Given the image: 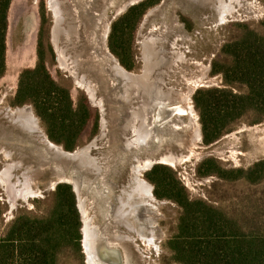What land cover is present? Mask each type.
I'll return each mask as SVG.
<instances>
[{"label": "rangeland", "instance_id": "obj_1", "mask_svg": "<svg viewBox=\"0 0 264 264\" xmlns=\"http://www.w3.org/2000/svg\"><path fill=\"white\" fill-rule=\"evenodd\" d=\"M59 1L61 4L58 5V10L74 8L82 22L74 36L68 30L69 25H73L74 18L60 12L61 20L56 22L48 0H13L8 14L6 71L0 79V203L5 208L3 226L19 210L46 216L52 208L55 170L57 178H66L65 181L72 178L65 170H61L64 174H58V167L52 172L46 171L52 167H49L50 156L48 157L49 153L44 144L46 133L40 123L35 133L28 134L26 131L22 132L12 119L11 111L16 107H12L11 102L14 99L18 75L24 69L33 68L36 62L40 12L43 13L41 40L46 67L56 82L70 90L74 103L85 101L88 105L89 121L81 134L82 144L79 147H84L98 138L95 143L96 154L91 155L102 163L100 172H103L100 174L102 179L99 184L101 191L107 187L110 192L107 195L100 190L95 192L91 179L87 176L84 178L82 190V185L75 188L83 221L81 224L79 216V231L83 227V238L85 222L95 231L101 230L100 227L105 228L106 207L108 203L112 206L115 204V195L127 182L130 164L137 159H148L153 162V166L160 165L171 170L190 199L206 201L231 215L264 213V182L249 185L244 180L223 182L218 178L225 171H245L264 160V120L260 121L254 115L246 114L239 122L228 125L217 139L207 143L203 140L199 114L193 104V95L197 90L223 87L221 75L211 73L212 66L222 61V47L239 32L236 24L245 23L258 30L262 29L258 23L264 22V0H224L233 12L221 23L218 21L216 9L218 3L213 8L210 4L200 5L192 0H160L130 28L120 22L124 13L114 17L116 9L121 7L124 0ZM249 2L252 4L248 5ZM105 25L109 27L105 44L109 51L101 43ZM56 29L62 33L55 35ZM121 31L123 34L120 36ZM98 36L100 52H110L109 58L117 60L120 65L122 61L130 68L129 73L135 75H141L144 70L142 42L145 39L158 38L155 48L158 59H162L158 62L163 63L165 60L164 63L169 64L165 66L167 75L163 74L164 83L162 78L159 86L164 84L163 90L172 92L169 95L172 94L174 105L183 106L185 103L191 110V115L181 117L182 124L178 129L158 132L161 133L157 134L158 144L155 143L156 139H152L146 147H131L128 152L123 150L124 142L134 138L131 126L133 118L129 111H135L141 104L139 99L134 104H127L107 97L118 89L116 81L113 84L109 82L107 74L102 70L104 65L101 61L86 60L91 53L96 54L98 49L95 42ZM85 51H88L89 57L82 53ZM59 53L64 56L65 68L59 63ZM79 53H82L80 58H76ZM179 56L181 59L177 58ZM162 68L160 71L159 68H153L150 77L158 81ZM202 74L207 81L194 84L193 81H197ZM78 81H82L84 85L79 86ZM85 85L93 91L94 99H91ZM240 89V92L244 91L242 87ZM142 95L143 93H138L139 98ZM187 96L189 100H184ZM178 99L181 103H178ZM29 107L31 106L23 105L17 108ZM8 109L11 110L9 113ZM2 115H5L7 121L3 120ZM193 122L196 127L192 125ZM193 128L199 129L201 139H193ZM50 143L59 149L61 147L51 141ZM169 155L177 159L182 157L183 160L175 165L167 164L164 159ZM41 164H46L49 168L41 169ZM152 167L148 170L142 169L144 171L141 177L153 188L146 177ZM198 169L200 173L207 170L212 174L199 175ZM4 170L8 175L2 179ZM25 188L34 194L23 200L19 195ZM153 198L156 200L153 203L154 218L149 226L154 241L147 242L121 223L113 229L114 235L127 236L125 240L119 239L116 247L122 255L123 264H176L167 243L176 234L179 208L170 200L155 196ZM126 241L127 246L124 245ZM84 259L81 250L70 259H61L60 264H85Z\"/></svg>", "mask_w": 264, "mask_h": 264}, {"label": "trees", "instance_id": "obj_2", "mask_svg": "<svg viewBox=\"0 0 264 264\" xmlns=\"http://www.w3.org/2000/svg\"><path fill=\"white\" fill-rule=\"evenodd\" d=\"M12 2L0 0V79L6 71ZM159 2L144 0L130 7L120 22L133 27ZM39 18L36 62L33 68L19 73L11 106L30 105L47 138L65 151H73L82 144L80 137L88 124L90 109L85 101L74 103L70 90L51 77L42 53V12ZM235 26L239 32L222 47V61L211 69L212 74L221 75L223 87L197 90L193 95L207 143L246 114L264 120V22L258 23L261 30L245 23ZM240 87L244 91L240 92ZM198 173L212 174L207 170L200 173L199 169ZM146 177L156 198L170 200L179 208L176 234L167 243L176 264H264V213L231 215L206 201L190 199L173 172L164 166H153ZM218 178L259 185L264 182V160L245 171H225ZM51 199L52 208L46 216L19 210L5 226V208L0 203V264H60L61 259L81 252L80 218L71 187L58 184Z\"/></svg>", "mask_w": 264, "mask_h": 264}, {"label": "bare ground", "instance_id": "obj_3", "mask_svg": "<svg viewBox=\"0 0 264 264\" xmlns=\"http://www.w3.org/2000/svg\"><path fill=\"white\" fill-rule=\"evenodd\" d=\"M48 1H49V6L54 13L56 22H59L61 20V17L59 16L60 12L68 16L70 15L74 18L73 25H69L68 27L69 33H71V35L74 36L75 33L78 31V27L82 24V22L79 20L78 16L76 15L75 9L65 8L63 11L62 10L60 11L58 10V8H60L58 5L61 4L59 0H48ZM125 1L126 0L122 1L123 3L120 8L116 9V13H119L123 9ZM192 1L200 5L210 4L211 7L213 8H215V5L218 3L216 9L218 13V21L220 23L225 22L227 15L231 16L233 12L232 8H230L228 4H225L224 0H218V1L192 0ZM247 4L251 5L252 2H249ZM103 29L104 31L101 36V43L104 47H106L105 45L106 35L109 31L108 25H105ZM60 33H62L61 30L59 29L55 30V35H58ZM156 41H158V38L145 39L142 42V46H143L142 56L144 60V70L141 75H135L133 73H129L124 69H122L119 66V64H117L116 60L109 58L110 55L109 52H108L109 55L103 52H99V57L109 61L108 69L110 73L115 78H117V81H119V83H117L118 89L115 90L113 93H109V98L112 100H119L127 104H131V103L134 104L136 99H139V104H141L135 108V111H133L134 109L129 111L130 115H132L133 118L131 126L133 129L134 138L133 140H126L124 142L123 149L127 151L131 147L132 148L146 147L148 141L149 140L152 141V139L157 137L159 131H164L166 129L168 131L171 130L172 128L178 129L182 124V119L180 115H176L177 117L175 119L172 120L170 119L171 120L170 122H168L165 125H162L161 127H157L154 124L153 113L155 109L158 107V110H160L161 106L167 107L169 109L171 107H174L171 105H174L175 102L174 100H172L169 93L162 91L161 87L159 86V83L162 82L163 74H165L167 70L165 66L169 64L168 62L164 63L165 62L164 58H163L164 60L163 63L158 62L159 60L158 52L155 48ZM87 52L85 51L82 53H86V56L89 57ZM82 53L76 55V58H80ZM177 58L181 59L180 56ZM58 59L60 65L65 68L66 62L64 60V56L62 53L58 54ZM161 60L162 59H160L159 61ZM161 67L163 68L159 73L160 76L158 77V81L153 80V78H151L149 75L150 72L152 71L153 68L154 69L159 68L160 71ZM206 81L207 79L202 74L197 78V81H193V83L197 85V84L205 83ZM77 84L79 86L84 85L82 81H78ZM85 88H87V91L91 99H94L93 91L89 88V86L85 85ZM138 93H143L142 95L143 97L139 98ZM188 94L190 95V90L188 91ZM184 100H189V96H187ZM178 103H180L179 99H178ZM181 107L185 108L188 114L191 115V110L187 108V105H185V103H183V106ZM29 109L15 108L13 111L8 109V113L10 111L12 113L13 122L17 124V126L20 128L22 132L26 131L28 134L33 132L35 133L38 130L36 119L30 113ZM173 112L174 110H170V112L167 113L172 114ZM163 113H166V111L163 110ZM161 120L162 118L159 121H156V124L158 122H161ZM100 124H101V118H100ZM192 125L194 127L197 126L194 122ZM102 130L103 129L101 128L100 131ZM193 130H192L193 139L194 140L201 139L199 129L193 128ZM97 139L98 138H95V140L87 148L78 147L76 148V150L72 152H64L61 148L59 149L58 147L50 143L48 139L45 138L44 144L47 149L46 151H48L49 153L48 157L50 156V160L48 161V163H49V167H52L50 169H47L46 171L51 170L52 172V170L54 168L56 169L57 167H59V165L62 166V164L73 163L74 169L77 170L80 176H84L85 174H87V175H92L94 178L97 177L101 173L100 172L101 163L99 162V159L97 157H94L92 155L88 156V154L86 153V151L89 148H91L92 146L95 147L96 145L95 143ZM156 140H158V138H156ZM182 160H183L182 157L181 158L179 157L177 159L176 157L170 155L165 157L164 159L165 163L174 164V165L178 164ZM151 164H152L151 161H149L148 159H144L143 161L141 159L136 160V166L133 165L131 167L132 175H131V179L128 182V187H123L120 190L119 195L117 196V201L119 203V206L115 208V212L111 217L112 221L114 222V225L121 223L122 225L127 226L126 228L128 230L134 231V233L137 234V236H140L144 240H147V242L149 243L154 241L152 238L153 236L151 235L152 231L149 225L152 223V218H154L153 210L155 209L154 208L155 205L153 203L156 200L155 198H153V195H151L152 187L145 180H142L139 177V175L141 174L142 169L148 168ZM49 167H47L46 164L40 165L41 169L49 168ZM7 175H8L7 171L4 170L1 175L2 179L5 178V176ZM80 176L74 175L73 180L67 179L66 181L71 182L73 186H75L74 188H78L82 185ZM62 178H58V179L54 178L53 180H55V183L57 182V180L65 181L66 178L65 177H64L65 179ZM32 194H34V192L30 191V189L28 188H25L20 193L19 196L20 198L25 200L27 196ZM128 225L130 226L128 227ZM113 229L114 228L110 230L95 231L90 229L88 223L85 222V227L83 230L84 232L83 245L86 253L85 256H86L87 264H117L118 256L117 257L114 256L118 254L117 251L118 248L116 249L118 245L117 241L119 239L125 240L127 236L114 235L115 232L113 231ZM112 248H115V250H111Z\"/></svg>", "mask_w": 264, "mask_h": 264}, {"label": "flooded vegetation", "instance_id": "obj_4", "mask_svg": "<svg viewBox=\"0 0 264 264\" xmlns=\"http://www.w3.org/2000/svg\"><path fill=\"white\" fill-rule=\"evenodd\" d=\"M262 1V0H261ZM106 38H107V35H106ZM95 44H96V47H97V49L98 50H96V54H90V58H86V60H88V59H96V61H101V63L104 65V67H103V72H105V74H107V78L109 79V82L111 83L112 82V84H113V82L115 83V81H117V78H115L111 73H110V71H109V69H106V66H108L109 65V61L108 60H105L104 58H101V57H99V52H100V50H101V46H99L100 44H99V36L97 37V41L95 42ZM106 44V43H105ZM107 47V46H106ZM107 50H108V48H107ZM109 51V50H108ZM110 53V52H109ZM111 55V54H110ZM117 61V60H116ZM117 64H119V62L117 61ZM119 66L122 68V69H124L120 64H119ZM125 71H127V72H129L128 70H126V69H124ZM142 72V71H141ZM164 75H167V73H165ZM165 78V76L163 77V83H164V79ZM116 83H119V81H117ZM163 87H164V84H161V90L162 91H164L163 90ZM164 92H166V93H172L170 90H167V91H164ZM107 97L109 98V94L107 95ZM171 98H172V100H173V97H172V94H171V96H170ZM191 101V100H190ZM181 103V102H180ZM171 106H174V107H171V108H167V107H162L161 106V108H160V110H158V107L155 109V111H154V116H153V118H154V124L157 126V127H161L162 125H165V124H167L168 122H170L172 119H175L177 116L176 115H180L181 117H186L187 115H189L188 114V112L186 111V109L185 108H183V107H179V105H171ZM192 108V107H191ZM163 110H165L166 111V113H163ZM170 110H174V112L172 113V114H170V113H167V112H170ZM194 111V110H193ZM173 117V118H172ZM162 118V120H161V122H158L157 124H156V121H159L160 119ZM171 119V120H170ZM161 133H159V135H160ZM200 136H201V134H200ZM159 136L157 135V137H155L154 138V140L156 139V138H158ZM49 140V139H48ZM158 140H159V138H158ZM158 140H156L155 141V143L156 144H158L159 143V141ZM50 141V140H49ZM43 145V144H42ZM44 146V145H43ZM60 147V146H59ZM61 148V147H60ZM45 149V148H44ZM62 149V148H61ZM63 150V149H62ZM125 152H128L127 150H125V149H123ZM64 151V150H63ZM74 151V150H73ZM72 152V151H71ZM135 156V155H134ZM134 158V157H133ZM134 160V159H133ZM101 163V162H100ZM102 164V163H101ZM63 165H66L64 168H61V166L59 165V167H58V169L60 168V171H59V173L58 174H64V173H62L61 172V170H65V173L68 175V176H70V177H72L71 179H73V175H79L80 176V174L77 172V170L76 169H73V164H62V166ZM133 165H136V161L134 160V162H131V164H130V172H129V176H128V179H127V182H126V184L125 185H123L122 187H121V189L123 188V187H125V186H127V184H128V182H129V180L131 179V166H133ZM151 165H153V162H152V164ZM150 165V166H151ZM73 166V167H72ZM149 166V167H150ZM148 167V168H149ZM102 168V167H101ZM103 170V169H102ZM103 171H101V173H102ZM100 173V174H101ZM142 173V172H141ZM100 174L97 176V177H93V176H91V175H87V174H85L84 176H80L81 177V183H82V187H81V190H82V188H83V186H84V178H85V176H87V177H90V179H91V183H92V187H93V190L95 191V192H97V191H101V189H100V187H99V184H101V181H100V179H102V177H100ZM139 177L142 179V177H141V175H139ZM71 179H68V180H71ZM147 182V181H146ZM121 189H119V191H118V193L115 195V204L112 206L111 204H109L108 203V205H107V213L105 214V228L104 227H100L101 228V230H110V229H112V228H115L116 226L114 225V222L112 221V220H110L111 219V217L113 216V212L115 211V208L117 207V205H118V202H117V196L119 195V192H120V190ZM104 195H107V194H109L110 192H109V188H105L103 191H101ZM152 193V192H151ZM151 195H153V194H151ZM154 197V196H153ZM82 224V223H81ZM118 228H121V229H123V230H125V231H128V230H126L125 228H123L122 226H118ZM129 232H131V231H129ZM133 235H135L133 232H131ZM127 242L128 241H126V243L124 244L125 246H127ZM123 245V246H124ZM122 247V246H121ZM85 258H86V256H84ZM121 261H122V264H123V258L121 257ZM87 264V263H86Z\"/></svg>", "mask_w": 264, "mask_h": 264}, {"label": "water", "instance_id": "obj_5", "mask_svg": "<svg viewBox=\"0 0 264 264\" xmlns=\"http://www.w3.org/2000/svg\"><path fill=\"white\" fill-rule=\"evenodd\" d=\"M144 0H126L125 1V3H124V6H123V9L119 12V13H116L115 12V15H114V17H117V16H119L120 14H122V13H125L126 11H127V9H129L130 7H132V6H134V5H137V4H139V3H141V2H143ZM108 34V33H107ZM110 91H112V89H110ZM87 96V95H86ZM88 97V96H87ZM30 113L32 114V115H34V113H33V111H32V108L30 107ZM2 118H3V120L4 121H7V119L5 118V115H2L1 116ZM37 119V118H36ZM37 126H39V122H38V119H37ZM100 130H101V127H100ZM45 138L46 139H48L46 136H45ZM95 140V139H94ZM93 140V141H94ZM92 141V142H93ZM91 142V143H92ZM91 143H89V144H87L86 146H84L83 148H87ZM45 150V149H44ZM96 148L94 147V146H92L91 148H89L87 151H86V153L88 154V156H90L91 154H96ZM39 162V161H38ZM37 162V163H38ZM69 164H72V163H69ZM153 165H151L149 168H146L145 170H148V169H150L151 167H152ZM73 167V166H72ZM74 168V167H73ZM56 172V171H55ZM143 172V171H142ZM141 175V174H140ZM53 176H54V178L55 179H58L56 176V174L54 173L53 174ZM58 184H66V185H68V186H70L71 187V190H72V192H73V194H74V196H75V202H76V208H77V211H78V213L80 214L79 216H80V218H81V223H83V221H82V217H81V212H80V210H79V206H78V198H77V192H76V190H75V188H74V186H73V184L71 183V182H67V181H60V180H57V182L54 184V186H53V188H55ZM152 190H153V188L151 189V192H152ZM83 228V227H82ZM82 228H81V241H80V247H81V250H82V254L85 256L86 255V253H85V249H84V245H83V233H82ZM117 251H118V254L117 255H114L115 257H117L118 256V258H119V260H118V258H117V264H122V259H121V257H122V255H121V253H120V251L117 249ZM84 262H85V264H86V258L84 259Z\"/></svg>", "mask_w": 264, "mask_h": 264}]
</instances>
